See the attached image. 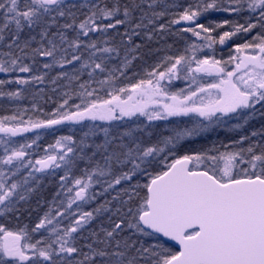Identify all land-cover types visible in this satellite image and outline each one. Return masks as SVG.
<instances>
[{"label":"snow or ice","instance_id":"snow-or-ice-1","mask_svg":"<svg viewBox=\"0 0 264 264\" xmlns=\"http://www.w3.org/2000/svg\"><path fill=\"white\" fill-rule=\"evenodd\" d=\"M0 112V264H264V0H0Z\"/></svg>","mask_w":264,"mask_h":264},{"label":"flooded vegetation","instance_id":"flooded-vegetation-1","mask_svg":"<svg viewBox=\"0 0 264 264\" xmlns=\"http://www.w3.org/2000/svg\"><path fill=\"white\" fill-rule=\"evenodd\" d=\"M215 16L213 17H216L217 13H214ZM227 55V53H225V56ZM183 86L182 84H180V87ZM25 105H27L29 103V101H24L23 102ZM44 106V105H43ZM0 114H4L2 112H0ZM186 121V120H185ZM133 122L135 124H143V123H147V121L145 120L144 117H139L138 119L137 118H133ZM157 122L158 121H155L153 122L152 124V128L155 129L156 125H157ZM121 124L125 125V126H128L130 123L132 122H129L127 120V118L125 119V121H121L120 122ZM173 125V119L171 118L170 121H166V124L165 123H161L160 125V132H162L164 130V128L166 126H172ZM250 125H251V121H250ZM68 126V125H66ZM70 126H73V125H70ZM223 131V130H221ZM155 132H157V130L155 129ZM28 135H31V134H28ZM63 135H69V134H63ZM60 136V132H56L55 136L51 135V134H46L42 137L41 141H40V144H41V152H39L37 154V158L40 154H42V149L44 147H46L48 144H53L55 139L58 138ZM211 141V137L210 135L206 136L205 139H196L195 141H192V142H187L189 143V146L190 147H194V148H199V147H202V146H206V144L210 143ZM60 173V170H57V177L56 178H52V177H46L45 180H44V192H43V195L47 198H51V193L52 191L54 190L55 188V179L58 178ZM35 205V200L33 201V206ZM44 209L41 208L40 211L42 212ZM36 215L37 213H32V217H31V220H35L36 218ZM31 220H29L27 218V214H25L24 216H21L19 220H16L15 218L13 217H8V218H2L0 217V223L4 224L6 227L10 228L11 230H18L19 227H22L24 224H30L31 223Z\"/></svg>","mask_w":264,"mask_h":264},{"label":"rangeland","instance_id":"rangeland-1","mask_svg":"<svg viewBox=\"0 0 264 264\" xmlns=\"http://www.w3.org/2000/svg\"><path fill=\"white\" fill-rule=\"evenodd\" d=\"M180 82H177V87H180ZM173 124L174 122H178V121H187L189 118L187 117H182V118H175L173 117ZM161 123H165L166 124V121H158L157 122V125L155 127V129L157 130V132H160V125ZM249 127H250V124H249ZM166 128V127H165ZM164 128V130H165ZM163 130V131H164ZM60 132V135H63V134H69V135H75V136H78L81 134V126L80 125H74V126H63V127H60L59 128V131ZM210 135L211 137V141L210 143H212L213 141L215 140H221V141H227L228 139L232 138L235 136V133H229V132H225V131H221V130H217L215 132H211V133H208L206 134L204 137H201V138H197V139H205L206 136ZM208 143V144H210ZM206 144V146L208 145ZM77 174H79V172H77Z\"/></svg>","mask_w":264,"mask_h":264},{"label":"trees","instance_id":"trees-1","mask_svg":"<svg viewBox=\"0 0 264 264\" xmlns=\"http://www.w3.org/2000/svg\"><path fill=\"white\" fill-rule=\"evenodd\" d=\"M210 16L212 18H217V19L220 18V14L217 15L216 17H213L215 15H214V13H212V14H210ZM176 47H182V43L181 44H177ZM175 50H176V48H173L172 51L174 52ZM157 59H158V57L155 56V55H153V56H146L143 60L136 62V66H135L134 71L137 72L139 75L138 76L137 75H133L131 81H123L122 83L135 82L137 79L143 78L144 77V70L146 68H148L150 65H152L153 63H155ZM56 99H58V97L57 96H53V100H56ZM52 107H53V104H52L51 101H49L48 104L44 105V108L46 110H49ZM262 123H264V118H260L258 116L255 120H252L251 121L250 127L254 126V127H257L258 128V127H260V125Z\"/></svg>","mask_w":264,"mask_h":264},{"label":"water","instance_id":"water-1","mask_svg":"<svg viewBox=\"0 0 264 264\" xmlns=\"http://www.w3.org/2000/svg\"><path fill=\"white\" fill-rule=\"evenodd\" d=\"M59 127V126H58ZM174 243V242H173Z\"/></svg>","mask_w":264,"mask_h":264}]
</instances>
